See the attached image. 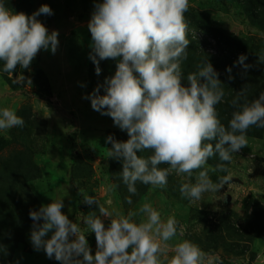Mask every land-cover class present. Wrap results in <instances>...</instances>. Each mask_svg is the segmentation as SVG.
<instances>
[{"label": "rangeland", "instance_id": "rangeland-1", "mask_svg": "<svg viewBox=\"0 0 264 264\" xmlns=\"http://www.w3.org/2000/svg\"><path fill=\"white\" fill-rule=\"evenodd\" d=\"M229 1L0 0V264H264V132L190 137L165 96L180 48L264 76V33ZM149 74L159 115L131 117Z\"/></svg>", "mask_w": 264, "mask_h": 264}, {"label": "trees", "instance_id": "trees-1", "mask_svg": "<svg viewBox=\"0 0 264 264\" xmlns=\"http://www.w3.org/2000/svg\"><path fill=\"white\" fill-rule=\"evenodd\" d=\"M262 3H264V0L229 1L231 8L241 11L248 25L257 29L260 33H264V6ZM131 44L134 49L136 45L133 42ZM179 52L174 50L172 55L164 52L167 55L168 62L179 61L181 66H185V83L180 86V90L170 87V91L165 92V96L168 98L166 102L174 99L180 106L184 105V107L176 106L172 108L174 114L171 117L177 125H181L190 137H193L192 135L196 133L197 129L194 126L198 125L201 129L206 127L204 131L210 130L206 135L213 140L214 138L217 140L222 136L234 140V137L240 135H251L260 138L261 133L264 132V76L253 72L255 62L252 60L245 68L241 65L234 68L230 58H225V60L222 58L213 64L211 56H198L193 47L191 49L187 47L180 48ZM179 54L182 55V60L179 58ZM138 68H140V65H138ZM190 70H193V72ZM202 71L210 72L208 83L206 81L193 82L192 79ZM212 71L216 75H213ZM160 76L161 74H149L148 77L143 78L142 85L137 83L142 77L136 76L134 83L130 86V94L126 99L123 97V105L127 106L125 113L131 117H137L136 114H141V111L152 115L151 117L154 118L159 115L161 109L149 104V101L157 99L162 94V90L158 86V83H163ZM170 78H172V75H170ZM236 122L244 123L245 131L234 136L229 127ZM257 122H259L258 127H255L251 132L249 129L251 127L250 123ZM176 123L173 128H175ZM191 124L196 129L193 134H191L193 131L187 128ZM171 135L174 142L179 141L178 138L174 140V132H171ZM165 176L168 177V174H165ZM256 206L257 204H255ZM249 224V230H254V225L250 222ZM222 225L218 226L219 230L217 232L212 227L206 228V241L209 248H215L217 243L222 240L225 229H234L227 222ZM189 239L191 240V238Z\"/></svg>", "mask_w": 264, "mask_h": 264}]
</instances>
